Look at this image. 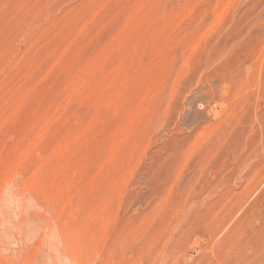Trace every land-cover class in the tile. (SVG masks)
Wrapping results in <instances>:
<instances>
[{"label": "rangeland", "instance_id": "374dc122", "mask_svg": "<svg viewBox=\"0 0 264 264\" xmlns=\"http://www.w3.org/2000/svg\"><path fill=\"white\" fill-rule=\"evenodd\" d=\"M0 264H264V0H0Z\"/></svg>", "mask_w": 264, "mask_h": 264}]
</instances>
